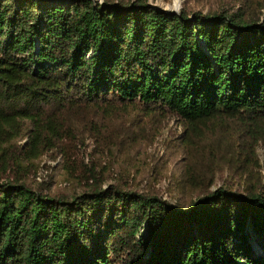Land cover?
Instances as JSON below:
<instances>
[{"label": "trees", "instance_id": "16d2710c", "mask_svg": "<svg viewBox=\"0 0 264 264\" xmlns=\"http://www.w3.org/2000/svg\"><path fill=\"white\" fill-rule=\"evenodd\" d=\"M216 2L0 0V264H264V0ZM168 116L185 126L175 204L95 176L52 193L24 174ZM227 174L242 187L211 189Z\"/></svg>", "mask_w": 264, "mask_h": 264}, {"label": "rangeland", "instance_id": "374dc122", "mask_svg": "<svg viewBox=\"0 0 264 264\" xmlns=\"http://www.w3.org/2000/svg\"><path fill=\"white\" fill-rule=\"evenodd\" d=\"M95 1L101 3L107 0ZM147 1L162 10L173 12L169 7L174 0ZM216 1L181 0L177 12L183 9L207 12L217 5ZM127 130L131 136L125 134ZM184 132V123L177 116L146 119L134 127L132 123L121 121V126L107 128L98 138L87 136L83 142L75 141L76 148L67 155L53 151L34 159V165L24 174L36 185L42 184L52 193L84 191L93 183L92 176H95L103 187L118 185L126 189L158 193L175 204L179 199L176 186L179 177L178 161L182 159L178 140ZM258 156L261 164L258 170L264 174L263 146H259ZM26 163L30 165V161ZM226 179H219L211 189L222 185L242 187L237 182L229 184L228 174Z\"/></svg>", "mask_w": 264, "mask_h": 264}, {"label": "bare ground", "instance_id": "6f19581e", "mask_svg": "<svg viewBox=\"0 0 264 264\" xmlns=\"http://www.w3.org/2000/svg\"><path fill=\"white\" fill-rule=\"evenodd\" d=\"M181 6V0H174L173 4L169 7V9L173 12L178 11Z\"/></svg>", "mask_w": 264, "mask_h": 264}, {"label": "water", "instance_id": "95a60500", "mask_svg": "<svg viewBox=\"0 0 264 264\" xmlns=\"http://www.w3.org/2000/svg\"><path fill=\"white\" fill-rule=\"evenodd\" d=\"M169 13H171V12H169ZM175 13L177 14L178 12H177V11H175V12H172V14H175Z\"/></svg>", "mask_w": 264, "mask_h": 264}]
</instances>
